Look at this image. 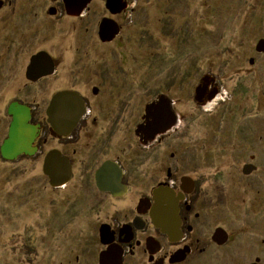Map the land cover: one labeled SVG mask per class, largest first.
Here are the masks:
<instances>
[{"label": "rangeland", "instance_id": "rangeland-1", "mask_svg": "<svg viewBox=\"0 0 264 264\" xmlns=\"http://www.w3.org/2000/svg\"><path fill=\"white\" fill-rule=\"evenodd\" d=\"M9 1L10 20L6 14L0 23V145L13 101L35 107L32 121L41 124L47 143L42 154L0 156V264H97L99 223L121 212L94 187L89 161L131 152L160 159L172 153L179 172L202 173L203 194L217 196L220 212L230 214L231 242L211 264H247L255 257L264 264V55L253 67L248 63L264 26V0H123L119 32L110 42L97 33L108 16L99 0L80 19L47 17L51 0ZM33 11L42 14L41 25ZM34 30L41 31L33 39ZM37 49L54 60L56 72L30 80L24 65ZM204 76L219 86L206 110L193 100ZM72 88L86 95L96 119L73 139L53 141L45 123L48 98ZM166 99L175 103L178 128L153 150L143 148L148 143L134 134L136 118L143 124L151 105ZM114 106L109 118L101 115ZM52 147L74 163L71 179L57 188L41 172ZM248 163L255 170L242 174Z\"/></svg>", "mask_w": 264, "mask_h": 264}, {"label": "flooded vegetation", "instance_id": "flooded-vegetation-1", "mask_svg": "<svg viewBox=\"0 0 264 264\" xmlns=\"http://www.w3.org/2000/svg\"><path fill=\"white\" fill-rule=\"evenodd\" d=\"M31 1L34 2V5L37 4L35 2L36 0ZM94 1L96 0H90L86 3V6L78 15H67L63 3H61L62 0H51L50 2H53L55 6L51 5L48 8L47 14L49 15L47 17L53 18L64 15L70 19L83 18L88 12L90 3H93ZM119 1L120 3L118 5H114L112 3H107V0H99V2H103L102 5L108 16H103L100 19L98 26L96 27L98 29L97 33L99 32L100 25L103 21H107L109 27L107 28L109 31L111 30V25H116L120 28L116 22V17L123 14L124 3L123 0ZM10 3L11 1L9 0H0V10L4 9V11H2L3 16L0 18V23H5L4 18L6 14H8L10 20L8 12L11 7L10 9H5L9 7ZM37 13L38 12L33 11L30 16L34 20H39L41 25L42 14ZM38 27H35V29ZM258 29L260 32L259 39L255 46H253L254 49L252 51L254 57L251 56L248 58L250 67L255 65L256 58L259 55H264V26H260ZM39 31L41 30L32 31L31 36H33V39L35 35L40 34ZM5 33H8V29H6ZM117 35L118 33L115 34L114 37ZM114 37L111 40H113ZM111 40L106 42H110ZM24 66V77H27L30 80L46 79L49 77V74L52 75L56 72V63H54V60L51 59L48 53L38 49L29 55V61L27 64L25 63ZM245 70L247 71L249 69ZM206 80L208 84L202 91L201 96L199 97L200 99L197 101L195 96L193 97V100L197 104L196 106L203 110H206L205 106L214 102L219 95L217 94L219 93V86L215 82V79L207 77ZM90 89V93L96 95V87ZM68 91H75L79 94L83 103V109L76 124H74L75 126H73L67 136H51V126L48 124L45 114V123L48 125V136L53 141L73 139V136L77 135L78 129L81 128L83 124H87L88 121L93 122L96 119L91 105L89 101H87L88 99L86 95L82 94L80 90L76 88L68 89ZM212 92H215L213 93L215 96L208 99V96L210 95L209 93ZM114 98L115 97H107L108 100H113ZM174 104L175 103H172L170 99H166V101L161 100L157 103L155 108L151 109V115L144 114L143 120L145 122L143 124L137 122V116V121L134 123L135 126L133 127L134 134L138 135L139 133H142L144 139L142 138L141 140L148 143L147 146L143 145V148L153 150L154 146L160 145L161 140H164L169 136L171 130L178 128V119L176 117L177 113L174 111ZM19 105H24L29 109V120L26 123L36 127V134H34V139L31 143V147H34L35 149L33 154H42L43 151L41 149L46 145L47 138L41 133V124L38 123V121H32V110H35V107L18 101L9 103L5 109L9 120L7 121L6 137L3 138L1 145L8 137L7 129L12 121V111L10 109L12 106L17 107ZM152 105H154V103ZM115 107L116 106L107 109L103 108V110H101V115L104 114L103 116L109 118V114L114 112L113 110ZM157 113L159 118L157 117L154 119L153 117H156L154 115ZM121 120L122 119L120 118H116L112 122L114 125L116 124L119 126ZM185 128L186 123H184L180 129L182 131ZM162 129L165 130L161 133L154 134L155 131H160ZM108 133L107 136L111 140L116 135V132L112 130ZM183 134H186L185 130ZM52 149L58 150L59 148L52 147L47 149L43 156ZM60 153L61 155H64L61 151ZM21 155L29 154L22 152L17 154L14 158ZM0 156L4 159H8L5 158L1 152ZM152 156L153 157L148 155L137 157L133 152L128 153L127 155H124L123 153L115 155L105 154L89 161L91 164L93 163L91 166L94 168L91 173L94 187L107 199L115 201L119 207L118 211L121 212L120 216L116 215V218L111 221L100 222L98 226V234L100 226L105 225L106 231L112 237L110 245L116 251L120 252V260L122 261V264H127V258H134V263L132 262V264H201L200 262L204 261L203 258L208 259L204 261V264H206V262L210 264L216 263L220 254L219 247H225L232 239L230 231L227 228L229 225L228 219L230 218V214L224 211L220 212V204H218L220 201L217 196L208 197L203 194L200 184L202 173L200 174L198 170L194 172L186 170L184 172H179L177 166L174 165L175 163H171L169 160L174 157V154L172 153L168 155V159H160V157L154 154ZM67 159V161L70 160L68 157ZM106 161L116 164L121 170V178L119 181L121 189L116 191L118 194H112L109 190H99L95 186L94 173ZM69 163L71 166V179L72 172H74V163L71 161H69ZM156 173L158 176L154 179V174ZM145 177L148 179L143 180ZM132 192L133 195H130ZM99 244L101 245V248L97 253V258L99 252L105 249L104 245L100 242ZM253 262L261 264L259 257H255L253 261L248 262L247 264Z\"/></svg>", "mask_w": 264, "mask_h": 264}, {"label": "water", "instance_id": "water-1", "mask_svg": "<svg viewBox=\"0 0 264 264\" xmlns=\"http://www.w3.org/2000/svg\"><path fill=\"white\" fill-rule=\"evenodd\" d=\"M90 0H62L65 12L67 15H78ZM107 3L118 5L119 0H107ZM107 21H103L100 25L98 36L100 41L111 40L115 34L118 33V27L111 25V30H108ZM206 76L202 77L201 83L195 88L194 94L198 101L202 91L207 86ZM215 92L209 93L208 99L215 96ZM46 107L45 114L48 124L51 128V136H67L83 109V103L79 94L75 91H58L50 98ZM157 103L151 105L150 109L155 108ZM12 121L9 126L10 132L8 139L1 145V153L5 158H14L17 154L26 152L28 154L34 153V147L31 143L36 134V127L26 122L29 120V109L24 105L11 107ZM149 110V108L147 109ZM153 117L156 119L158 113ZM159 118V117H158ZM165 129L155 131L154 134L161 133ZM67 157L61 155L59 149L49 150L42 159V173L48 178V185L57 188L66 184L70 179L71 166ZM252 164H245L241 167L242 174H248L255 170ZM121 170L119 166L114 163L105 162L95 173V186L99 190H109L112 194H118L116 191L121 189L119 183ZM106 226L101 225L99 228V242L105 246V249L98 254V264H122L121 254L116 251L111 245V235L106 231ZM250 264H257L256 262Z\"/></svg>", "mask_w": 264, "mask_h": 264}, {"label": "bare ground", "instance_id": "bare-ground-1", "mask_svg": "<svg viewBox=\"0 0 264 264\" xmlns=\"http://www.w3.org/2000/svg\"><path fill=\"white\" fill-rule=\"evenodd\" d=\"M218 97V96H217ZM209 105V104H208ZM208 105L205 106V109H207Z\"/></svg>", "mask_w": 264, "mask_h": 264}]
</instances>
